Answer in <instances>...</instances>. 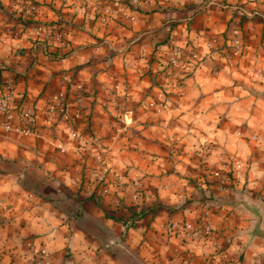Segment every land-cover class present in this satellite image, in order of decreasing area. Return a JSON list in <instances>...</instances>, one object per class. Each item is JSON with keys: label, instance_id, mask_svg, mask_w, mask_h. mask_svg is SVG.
<instances>
[{"label": "crops", "instance_id": "obj_1", "mask_svg": "<svg viewBox=\"0 0 264 264\" xmlns=\"http://www.w3.org/2000/svg\"><path fill=\"white\" fill-rule=\"evenodd\" d=\"M139 1L0 0V93L37 132L17 109L0 127L66 190L36 196L29 254L0 264H264L232 206L264 228V0Z\"/></svg>", "mask_w": 264, "mask_h": 264}, {"label": "rangeland", "instance_id": "obj_2", "mask_svg": "<svg viewBox=\"0 0 264 264\" xmlns=\"http://www.w3.org/2000/svg\"><path fill=\"white\" fill-rule=\"evenodd\" d=\"M5 134L0 127V261H4L6 255L19 261L18 258L24 259L30 252L24 241L36 236L34 233L27 236L20 230L27 223L23 216L32 209L36 196L46 195L51 188L63 194L66 190L54 185L59 171L51 168L52 156L47 158L46 155L45 165L37 166L36 158L25 152L34 147L35 140ZM36 257L40 264H51L50 254L46 252L40 251Z\"/></svg>", "mask_w": 264, "mask_h": 264}, {"label": "built area", "instance_id": "obj_3", "mask_svg": "<svg viewBox=\"0 0 264 264\" xmlns=\"http://www.w3.org/2000/svg\"><path fill=\"white\" fill-rule=\"evenodd\" d=\"M134 2L139 3V0H134ZM231 52L233 55L239 56L243 50V42L240 39L237 31L232 32L231 38ZM169 62L172 65L177 63L176 54L175 52H171L169 54ZM22 98L16 97L13 89V85L10 82H6L4 84V90L0 93V119L2 121L3 127L5 129L12 128V111L17 109V113L20 115L21 120V130L26 133H36V123L33 114V109L30 105L25 102H22ZM57 100V98H55ZM56 103H52L50 105V109H56ZM45 253L44 251H42Z\"/></svg>", "mask_w": 264, "mask_h": 264}, {"label": "water", "instance_id": "obj_4", "mask_svg": "<svg viewBox=\"0 0 264 264\" xmlns=\"http://www.w3.org/2000/svg\"><path fill=\"white\" fill-rule=\"evenodd\" d=\"M232 206L244 207L246 210L254 214L252 225L250 226V228L247 230L246 233L248 234L250 239H253L256 237V238H260L264 240V228L261 226L262 217L259 213L258 207L255 205L249 204V203H244L242 201L236 202Z\"/></svg>", "mask_w": 264, "mask_h": 264}, {"label": "trees", "instance_id": "obj_5", "mask_svg": "<svg viewBox=\"0 0 264 264\" xmlns=\"http://www.w3.org/2000/svg\"><path fill=\"white\" fill-rule=\"evenodd\" d=\"M38 23V22H35ZM152 209V207H145V208H141L138 211H135L132 213L131 217L132 219L135 220H140L141 218H143V216H145L150 210Z\"/></svg>", "mask_w": 264, "mask_h": 264}]
</instances>
